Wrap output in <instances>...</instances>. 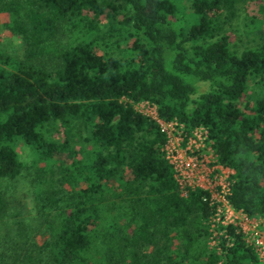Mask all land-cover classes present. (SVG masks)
Instances as JSON below:
<instances>
[{"label":"trees","instance_id":"trees-1","mask_svg":"<svg viewBox=\"0 0 264 264\" xmlns=\"http://www.w3.org/2000/svg\"><path fill=\"white\" fill-rule=\"evenodd\" d=\"M239 1L0 0L2 24L24 45L20 57L0 50V177L26 167L19 142L31 156L36 219L2 256L264 264L231 223L208 244L214 204L179 186L165 132L134 107L146 100L162 121L204 127L213 156L232 169L227 202L264 217V29L251 16L260 39L233 47L225 25Z\"/></svg>","mask_w":264,"mask_h":264},{"label":"rangeland","instance_id":"rangeland-1","mask_svg":"<svg viewBox=\"0 0 264 264\" xmlns=\"http://www.w3.org/2000/svg\"><path fill=\"white\" fill-rule=\"evenodd\" d=\"M259 4L264 5V0H241L238 2L236 15L225 25L228 30L231 44L236 49H241L245 45H251L257 42L260 38L259 30H255L248 22L251 16L254 20H261L258 24L264 29V7H259ZM120 17V14L116 15ZM23 42L20 36L11 32L1 22L0 18V50L6 52L12 57H20L23 51ZM195 86L198 91L207 88V83L203 81H195ZM258 91V86L250 82L248 94L254 95ZM134 107L148 115L155 110V107L145 101L134 103ZM20 156L25 161L26 167L22 168L19 173L12 177H0V195L4 201V209L0 214V264H26L20 260H12L7 255L1 253L6 248L8 243H11L13 237H19L23 232H34L36 226L35 212L33 208L30 188L31 168L27 163L30 160V153L23 148L18 142L16 145ZM223 212V213H222ZM219 212L220 218L224 216V210ZM223 216V217H222ZM216 215L207 216L208 244L218 246V235L223 231V226L220 219L216 221ZM258 223L264 224V217L253 216ZM211 228V229H210ZM11 237V238H10Z\"/></svg>","mask_w":264,"mask_h":264},{"label":"built area","instance_id":"built-area-1","mask_svg":"<svg viewBox=\"0 0 264 264\" xmlns=\"http://www.w3.org/2000/svg\"><path fill=\"white\" fill-rule=\"evenodd\" d=\"M150 105L155 107L152 103ZM149 115L156 118L160 129L166 134L164 156L171 163L173 176L179 186L204 190L206 195L203 198L214 204L210 215H216V221L220 219L222 223L236 226L244 240L252 246L258 260H263L264 224L234 209L227 202L226 194L229 191V175L232 169L222 165L213 156L208 146L210 139L207 130L201 125L186 127L175 119L162 121L156 117L155 110ZM222 209L224 217L220 218L219 212H222Z\"/></svg>","mask_w":264,"mask_h":264}]
</instances>
